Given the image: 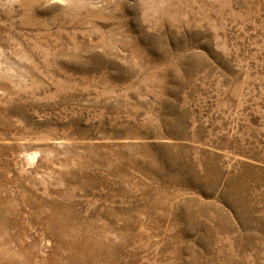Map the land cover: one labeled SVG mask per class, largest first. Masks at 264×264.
<instances>
[{
	"label": "rangeland",
	"instance_id": "1",
	"mask_svg": "<svg viewBox=\"0 0 264 264\" xmlns=\"http://www.w3.org/2000/svg\"><path fill=\"white\" fill-rule=\"evenodd\" d=\"M0 264H264V0H0Z\"/></svg>",
	"mask_w": 264,
	"mask_h": 264
}]
</instances>
